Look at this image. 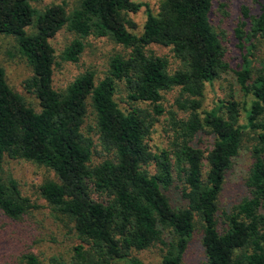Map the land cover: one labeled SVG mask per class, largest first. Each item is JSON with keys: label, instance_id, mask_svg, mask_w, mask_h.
Wrapping results in <instances>:
<instances>
[{"label": "trees", "instance_id": "obj_1", "mask_svg": "<svg viewBox=\"0 0 264 264\" xmlns=\"http://www.w3.org/2000/svg\"><path fill=\"white\" fill-rule=\"evenodd\" d=\"M31 1L36 0H0V35L15 38L32 72L23 87L40 108L8 86L0 66V167L4 158L24 160L55 174L57 181L44 182L39 193L73 223L78 243L68 264H145L132 252L157 242L166 247L162 264H183L196 217L206 264H264V70L253 77L248 59L254 42L264 39V0H248L259 13L243 5L234 29L241 53L234 71L239 93L209 110L201 104L205 84L229 71L223 34L210 21L214 0H160L156 12L146 8L139 35L128 30V15L142 6L134 0H81L70 14L61 5L38 12ZM64 27L81 39L107 37L129 52L113 55L97 83L86 71L57 91L49 39ZM81 39L61 52L63 62L78 61ZM150 45L168 48L176 66L148 51ZM118 82L127 89L126 111L114 99ZM173 89L179 91L178 111L167 113V141L154 152L149 137L164 114L163 94ZM88 102L96 144L91 127L83 129ZM247 130L256 140L252 163L219 231V195ZM202 133L213 139L209 151L200 147ZM18 186L12 176L0 175V213L11 220L32 207ZM164 230L172 236L167 242ZM19 264L40 262L28 254Z\"/></svg>", "mask_w": 264, "mask_h": 264}, {"label": "rangeland", "instance_id": "obj_2", "mask_svg": "<svg viewBox=\"0 0 264 264\" xmlns=\"http://www.w3.org/2000/svg\"><path fill=\"white\" fill-rule=\"evenodd\" d=\"M81 0H36L31 1V6L38 12H42L51 5H61L70 14L78 8ZM142 6L135 13H130L128 19L132 25L128 30L139 35L145 21V10L150 9L156 12L160 0H134ZM246 6L250 14H258L256 6L248 0H214L210 14V21L214 30L222 32V45L225 48L226 61L229 64V71L221 79L205 84L202 97V109L209 110L221 101H225L229 93L238 95L235 82L234 71L239 69L241 64V53L237 45L234 29L240 18V9ZM31 28H27L30 33ZM75 39H81L74 32L66 27L59 30L55 36L49 39V43L55 50V62L53 66L52 84L57 91L64 90L76 77L86 71L94 73L95 83L101 80L107 73L110 58L115 54L125 55L129 49H125L114 43L107 37L87 36L81 41L84 44L83 51L77 62H63L59 57L61 52ZM249 43H246L248 46ZM255 49L253 56L248 55L253 73L258 69L264 70V39L254 42ZM246 49V48H245ZM148 51L158 56H166L170 61L171 69L176 66V62L171 58L170 51L160 45H150ZM246 51H248L246 49ZM0 66L4 69L8 86L16 93L20 94L25 101L37 112L40 110L37 99L28 93L23 82L31 75V69L24 57L17 48L16 40L13 36L0 35ZM253 75V77L255 76ZM178 89H173L163 94L161 104L164 114L159 117V121L154 125L152 134L149 137V146L152 151L160 150L167 141L166 135V115L169 111L177 112L176 100ZM119 108L126 111L129 107L127 99V89L122 82H118L114 96ZM240 98L239 100H241ZM141 107L147 104L139 103ZM182 116L181 113H178ZM264 119V115L262 117ZM243 116L241 118V123ZM94 113L88 102L87 114L84 120L83 129L89 131L90 137L96 144L97 135L94 129ZM88 132V131H87ZM254 134L247 130L243 138L242 147L235 159L231 169L226 175L222 191L218 199V210L216 219L219 231L225 227L224 213H230L236 201L240 198L241 183L245 179L246 173L252 163V148L256 144L253 139ZM200 147L209 151L212 148L213 139L211 136L202 133L199 136ZM95 155V159L99 160ZM154 172V168H149ZM0 175L5 178L12 176L17 182L21 195L29 200L31 208L17 220H11L0 213V264H19L24 255L33 254L40 264H68L72 256V249L78 243L73 223L60 212L55 210L39 193V187L49 180L57 181L55 174L44 166L36 165L24 160H11L4 158L0 167ZM173 201L178 204L179 200L173 196ZM172 236L167 230L163 231L162 240L169 241ZM202 226L201 221L196 217V228L189 240L188 248L184 254L183 264H206L202 247ZM166 252V247L159 242L143 251H133L132 256L141 260L145 264H162V256ZM121 264V263H119Z\"/></svg>", "mask_w": 264, "mask_h": 264}]
</instances>
